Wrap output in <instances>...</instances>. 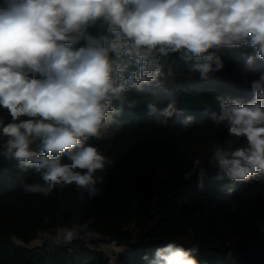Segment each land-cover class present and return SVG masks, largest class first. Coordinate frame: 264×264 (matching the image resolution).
<instances>
[{"label": "clouds", "instance_id": "clouds-1", "mask_svg": "<svg viewBox=\"0 0 264 264\" xmlns=\"http://www.w3.org/2000/svg\"><path fill=\"white\" fill-rule=\"evenodd\" d=\"M99 30L94 34L90 29ZM250 49L246 62L264 60V0H4L0 4V157L34 168L39 180L24 191L45 197L75 186L101 194L94 175L113 165L89 139L111 135L113 115L132 102L125 94L174 72V54L202 79L225 65L213 49ZM247 103L217 96L213 124L243 143L217 144L211 159L218 180L264 182V73L251 82ZM118 102V107L114 106ZM164 126L177 114L175 101L146 105ZM185 117V128L193 121ZM207 171L195 159L184 173L203 185ZM231 192V189H229ZM85 223L57 229L70 243ZM196 246L175 243L145 255L148 264H201Z\"/></svg>", "mask_w": 264, "mask_h": 264}, {"label": "trees", "instance_id": "trees-1", "mask_svg": "<svg viewBox=\"0 0 264 264\" xmlns=\"http://www.w3.org/2000/svg\"><path fill=\"white\" fill-rule=\"evenodd\" d=\"M212 51L224 62L221 71L202 79L174 54L173 75L162 78L161 88L151 83L126 93L133 106L113 115L111 135L89 139L113 161L94 175L100 195L89 198L88 189L75 186L47 197L27 193L23 185L37 182L39 174L0 157V264H106V256L80 238L34 242L90 218L93 223L81 235L114 239L121 247L117 264H148L143 257L168 243L196 246L201 264H264V182L218 180L221 170L211 159L217 144L243 143L226 126L213 124L212 113L220 111L215 98L251 101V82L264 73V60L247 63L250 49ZM172 101L177 114L164 126L156 123L146 105L163 108ZM187 116L194 119L185 128ZM0 117L10 119L3 110ZM195 159L208 170L202 186L195 176L184 178Z\"/></svg>", "mask_w": 264, "mask_h": 264}, {"label": "built area", "instance_id": "built-area-1", "mask_svg": "<svg viewBox=\"0 0 264 264\" xmlns=\"http://www.w3.org/2000/svg\"><path fill=\"white\" fill-rule=\"evenodd\" d=\"M50 238H47L46 236ZM52 239L57 241L56 233L53 234H41L34 242H40L42 239ZM80 238L85 244L95 250L101 252L106 256V264H117L118 253L121 250V247L116 243L114 239L102 237L97 232H92L87 235H80ZM91 240H94L93 243Z\"/></svg>", "mask_w": 264, "mask_h": 264}, {"label": "rangeland", "instance_id": "rangeland-1", "mask_svg": "<svg viewBox=\"0 0 264 264\" xmlns=\"http://www.w3.org/2000/svg\"><path fill=\"white\" fill-rule=\"evenodd\" d=\"M47 238H50L48 235L46 236Z\"/></svg>", "mask_w": 264, "mask_h": 264}]
</instances>
